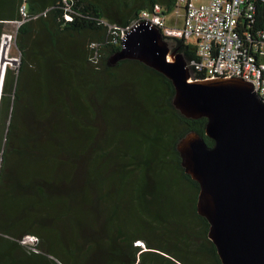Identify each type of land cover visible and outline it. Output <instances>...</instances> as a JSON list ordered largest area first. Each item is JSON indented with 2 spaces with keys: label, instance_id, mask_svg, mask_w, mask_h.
<instances>
[{
  "label": "trees",
  "instance_id": "trees-1",
  "mask_svg": "<svg viewBox=\"0 0 264 264\" xmlns=\"http://www.w3.org/2000/svg\"><path fill=\"white\" fill-rule=\"evenodd\" d=\"M113 3L0 0V57L6 36L18 54L0 96V264H222L177 149L192 131L214 145L207 118L181 114L172 81L155 69L108 63L123 47L111 26L130 28L155 5L167 17L178 0ZM254 3V20L237 27L258 38L264 0ZM164 39L197 59L191 39ZM134 208L153 228L167 226L166 244L120 226L139 217ZM64 217L95 229L65 243L55 228Z\"/></svg>",
  "mask_w": 264,
  "mask_h": 264
},
{
  "label": "water",
  "instance_id": "water-1",
  "mask_svg": "<svg viewBox=\"0 0 264 264\" xmlns=\"http://www.w3.org/2000/svg\"><path fill=\"white\" fill-rule=\"evenodd\" d=\"M6 36L0 57V96L6 65ZM109 58L140 61L170 79L173 105L190 119L207 118L209 146L197 132L177 144L182 166L200 185L199 215L210 224L208 237L222 264H264V102L241 77L191 80L187 61L172 52L162 31L148 22L123 37Z\"/></svg>",
  "mask_w": 264,
  "mask_h": 264
},
{
  "label": "built area",
  "instance_id": "built-area-1",
  "mask_svg": "<svg viewBox=\"0 0 264 264\" xmlns=\"http://www.w3.org/2000/svg\"><path fill=\"white\" fill-rule=\"evenodd\" d=\"M67 0H65L66 2ZM255 0H209L195 4L193 0H178L184 6L182 27H169L164 10L155 5L145 10L132 27L121 29L111 26L110 37L118 44L120 39L141 22L160 29L166 37L196 39L197 59L187 61L191 80L241 77L253 84L254 92L264 102V29L258 38L252 32L242 35L238 29L243 16L254 20L256 15ZM27 16L25 7L22 8ZM68 19H71L68 16ZM93 48L99 44L93 43ZM99 54L96 53V59ZM33 239V238H32Z\"/></svg>",
  "mask_w": 264,
  "mask_h": 264
},
{
  "label": "rangeland",
  "instance_id": "rangeland-1",
  "mask_svg": "<svg viewBox=\"0 0 264 264\" xmlns=\"http://www.w3.org/2000/svg\"><path fill=\"white\" fill-rule=\"evenodd\" d=\"M105 3H113V0H104ZM209 0H193V2L197 5L199 4H203L208 2ZM117 2L119 3V0H116V2L114 1V6H117ZM179 5V4H178ZM183 18H184V6L179 5L178 8L176 9L175 12H173L171 15L167 16V23L171 28L174 29H178L182 27V23H183ZM9 44H7V46L5 47V64H8V62H10L9 60H18V54L16 52V49L14 47V42L12 41V37L9 36ZM190 43H195L196 39L194 37L191 38V40H189ZM169 44V43H168ZM171 51L174 52V49L172 47L171 44H169ZM175 54H178L177 52H175ZM11 64V63H10ZM15 65V64H14ZM7 66V65H6ZM126 211L128 212V203L129 201L127 200L126 202ZM124 212L127 218L128 213ZM134 212L139 215H132V217L128 220H122L120 226L129 229V223H130V229H131V234L136 236L138 234H143V235H148V237L155 243H162V244H166V241L164 239V235H167V226L165 225H160V229H156L153 228L150 222V218L147 217L145 215V213H143V211L141 210V212L143 213L140 214L138 213V210L136 211V209L134 208ZM86 225V224H84ZM83 225V217L81 218H67L64 217L62 219L57 220V224H56V229H57V233L59 234L60 238L63 239V241L65 243L69 242L72 243L73 241H75V239L77 238V236H87L89 235L87 232L91 229H95L94 225H90V226H86L84 227ZM119 226V227H120ZM169 228V227H168ZM77 231L79 232L77 234ZM57 236V237H59ZM137 244H141L142 247L146 248L147 246L145 245L144 241H137ZM135 244V245H137ZM84 246V243H83Z\"/></svg>",
  "mask_w": 264,
  "mask_h": 264
},
{
  "label": "crops",
  "instance_id": "crops-1",
  "mask_svg": "<svg viewBox=\"0 0 264 264\" xmlns=\"http://www.w3.org/2000/svg\"><path fill=\"white\" fill-rule=\"evenodd\" d=\"M170 27V26H169Z\"/></svg>",
  "mask_w": 264,
  "mask_h": 264
}]
</instances>
